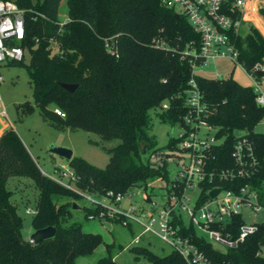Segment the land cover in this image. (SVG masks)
Here are the masks:
<instances>
[{"label": "trees", "instance_id": "16d2710c", "mask_svg": "<svg viewBox=\"0 0 264 264\" xmlns=\"http://www.w3.org/2000/svg\"><path fill=\"white\" fill-rule=\"evenodd\" d=\"M23 9L27 63L22 66L30 84L31 102L16 105L20 115L33 107L42 121L54 129L83 130L101 140L117 139L104 148L107 162L98 168L72 156L67 164L78 176L75 186L88 194L106 191L124 194L132 188H143L153 180L167 182L165 160L154 166L149 155L161 150L149 134L151 112L159 121L174 127L185 112L184 91L191 79L207 110L206 121L216 127L221 142L214 147L209 161L211 169L231 167L230 150L237 131L253 146L257 172L252 183L258 200L264 205V132L253 131L264 115V106L254 101L249 85H240L230 77L214 78L191 74L189 66L171 51L153 47L151 40L160 38L175 46L197 34L183 17L173 18V11L161 0H13ZM66 5V19L59 24V4ZM264 21V10L259 11ZM111 38L113 53L106 51L104 39ZM238 60L246 68L264 64V38L249 26L234 41ZM54 47V51H51ZM256 75L262 72L256 71ZM60 83L74 84L72 92ZM162 103L167 108L160 110ZM56 107L62 116L53 112ZM0 130L3 121L0 122ZM173 144L168 137V148ZM25 177L37 190L32 230L52 226L51 238L30 244L21 238V218L9 202L8 177ZM241 184L242 179H235ZM210 185L228 188V182L212 181ZM209 186V184H208ZM162 188H165L163 185ZM205 195V194H204ZM65 197L68 200L54 202ZM79 196L44 176L27 149L11 129L0 132V264H73L78 256L89 255L99 236L81 230L77 222H68L69 208ZM85 218L97 217L99 206L83 207ZM117 222V219L110 220ZM242 223L239 214L231 216L222 230L235 237ZM129 227V226H128ZM179 232L213 263L264 264L259 248L264 244V221L233 248L214 249L190 226H179ZM134 258L141 256L147 264H184L174 251L158 256L144 247L133 246ZM95 264H115L109 255L97 258Z\"/></svg>", "mask_w": 264, "mask_h": 264}, {"label": "built area", "instance_id": "2783aa9c", "mask_svg": "<svg viewBox=\"0 0 264 264\" xmlns=\"http://www.w3.org/2000/svg\"><path fill=\"white\" fill-rule=\"evenodd\" d=\"M161 4L178 17H183L197 34V40L188 39L172 46L163 39L153 38V47L175 53L179 61L189 66L191 74H195V67L209 59L231 61L251 82L249 86L255 103L264 106V77L255 74L264 70V64L255 63L246 68L238 60L234 44L235 39L243 36L249 26L255 27L250 15L262 20L259 11L264 10V0H161ZM24 39L23 9L13 0H0V71L3 67L24 61L27 56ZM110 40L104 39V47L107 52L113 53ZM2 80L0 73V83ZM188 84L189 88L184 91L185 112L174 125L177 129L175 136L171 131L173 144L168 147L170 150L162 148L149 155L151 163H159L154 166L161 164L160 155L165 160L167 182L164 183L159 202L153 200L149 192V197L145 192V197L140 194L139 201L132 199L130 190L124 194L106 191L102 195L83 192L75 186L78 176L61 158L52 163L50 173L39 170L53 182L87 200L91 206H99L96 219H117L123 227L131 224L139 226L141 230L133 236L132 242L138 241L143 232L149 231L176 252L184 264H229L211 262L189 237L179 232V226H190L207 242L220 244L224 248L235 247L246 235L254 232L255 222L241 223L235 237L222 228L233 215L239 214L241 217L243 212L264 214V205L259 202L257 189L252 183L257 172V160L252 144L237 132L235 137L238 138L229 153L233 165L210 168L212 151L221 139L215 136L216 127L206 121L207 110L201 92L191 79ZM166 108V103L159 107L160 110ZM52 110L62 116L57 108ZM5 116L0 101V120ZM235 179H242L243 182L235 184ZM212 181L228 182L230 186L220 188L210 185ZM213 189H217V192L210 197L209 192ZM25 212L33 214L34 209H25Z\"/></svg>", "mask_w": 264, "mask_h": 264}, {"label": "rangeland", "instance_id": "374dc122", "mask_svg": "<svg viewBox=\"0 0 264 264\" xmlns=\"http://www.w3.org/2000/svg\"><path fill=\"white\" fill-rule=\"evenodd\" d=\"M249 18L264 38V23H262V20L254 15H250ZM57 19L59 24L66 19V6L63 2L59 4ZM53 49L54 47H51L50 52L54 51ZM27 61L28 54L23 62L27 63ZM194 72L204 77H230L240 85L251 84L239 68L226 59H209L203 65L195 67ZM0 73L3 78L0 83V101L6 114L5 118L0 120V122L3 121L2 124L4 125L0 132L4 128L11 127L40 170L50 173L52 163L60 160L59 157L48 152L50 146H61L70 149L72 156L80 157L98 168L105 165L108 155L104 148L114 146L118 142L117 139L101 140L96 134L83 130L54 129L41 120L37 109L34 107L29 114L20 115L16 105L23 101L31 102L30 84L25 69L22 66H6L1 69ZM149 113L151 116L149 134L154 138L158 147L164 148L168 141V132L172 131L175 136L177 129L159 121L151 112ZM253 131L264 132V115L254 126ZM166 149L170 150L169 148ZM152 164L157 165L159 163L152 162ZM163 185L164 183L160 180L150 181L147 183L145 190L143 188H132L130 190L131 197L133 200L139 201L140 194L145 197L143 193L145 192L146 196L149 197L147 194L149 192L152 194L153 200L159 202L160 196L163 195ZM5 186L11 192L9 202L15 206L16 213L22 221L21 238L31 244L29 238L33 230L29 222L33 214L26 213L25 209H34L37 190L31 180L25 177H8ZM136 192L137 194H135ZM51 199L54 202L68 200L65 197L57 199L54 196H51ZM125 203H127L126 200ZM75 206L69 208L70 218L68 222H77L80 224L82 231L97 234L99 242L89 255L76 257L73 264H95L97 258L106 255H109L115 264H147L141 256L134 258V254L130 251L133 246L144 247L158 256L166 255L171 251L165 242L149 231L143 232L138 241L132 242L133 236L141 230L135 224L123 227L110 220L85 218L83 207H91V204L80 196L75 200ZM241 220L244 224L260 223L264 221V214L243 212ZM210 244L214 249L224 250V247L220 244L214 242ZM259 253L264 257V244L260 246Z\"/></svg>", "mask_w": 264, "mask_h": 264}, {"label": "water", "instance_id": "95a60500", "mask_svg": "<svg viewBox=\"0 0 264 264\" xmlns=\"http://www.w3.org/2000/svg\"><path fill=\"white\" fill-rule=\"evenodd\" d=\"M172 16L175 20L179 18L178 15L175 13H173ZM59 85L65 90H67L68 92H72L76 87L74 84H68V83H60ZM167 135L168 137H170L171 131H169ZM233 135L237 136L238 135L237 131H234ZM48 152L66 161L69 160L72 155V152L70 149H67L61 146H50L48 149ZM216 192H217V189L211 190L209 192V196L212 197ZM71 206L76 207L74 203ZM53 234H54V228L52 226H45L43 228H38L31 232L29 241H31L32 244H37L42 240L51 238Z\"/></svg>", "mask_w": 264, "mask_h": 264}, {"label": "crops", "instance_id": "0c3cea01", "mask_svg": "<svg viewBox=\"0 0 264 264\" xmlns=\"http://www.w3.org/2000/svg\"><path fill=\"white\" fill-rule=\"evenodd\" d=\"M61 2H63V3L65 4V2H64V1H61ZM61 2H60V3H61ZM65 6H66V5H65ZM58 12H59V9H58Z\"/></svg>", "mask_w": 264, "mask_h": 264}]
</instances>
